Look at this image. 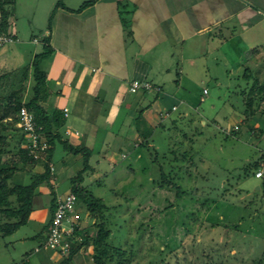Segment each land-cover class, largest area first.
Listing matches in <instances>:
<instances>
[{
    "label": "rangeland",
    "instance_id": "374dc122",
    "mask_svg": "<svg viewBox=\"0 0 264 264\" xmlns=\"http://www.w3.org/2000/svg\"><path fill=\"white\" fill-rule=\"evenodd\" d=\"M43 5L45 9L35 11L32 0H16L8 31L17 29L22 41L15 45L25 42L29 46L15 56L1 57L0 73L26 68L34 59L35 48L43 50L41 41L30 46L34 37L42 35L34 24H46L49 5ZM9 46H2L1 51ZM235 58L222 63L210 59L209 80L215 74L219 83L206 81L187 91L195 102L188 118L179 119L176 127L159 130L155 147L141 148V158L136 159V152H132L113 166L104 157L107 147L98 145L94 150L91 163L102 176L94 182L88 171L86 183L108 206V243L123 248L124 257H130L125 264H264V178H257L254 169V162L264 154V100L253 118L245 122L241 94L251 83L244 77L247 67L264 80V61ZM27 85L26 100L32 95L33 81ZM203 87L210 92L201 101ZM177 98L179 104L181 97ZM185 109L180 104L176 114ZM68 152L56 141L52 162L60 185L70 182L68 173L64 175L59 169V160ZM42 170L28 164L19 172L22 179L14 181L30 183V177ZM76 170L73 167L72 174ZM165 176L179 189L158 186L167 182ZM51 180L48 183L55 184ZM51 198L52 194L46 193L43 205ZM40 199L36 197V209ZM78 210L81 220L94 222L85 206L79 205ZM37 234L30 225L10 236L0 234V264H47L40 262L41 257L54 251H36L45 241ZM82 253L94 264L88 251Z\"/></svg>",
    "mask_w": 264,
    "mask_h": 264
},
{
    "label": "crops",
    "instance_id": "0c3cea01",
    "mask_svg": "<svg viewBox=\"0 0 264 264\" xmlns=\"http://www.w3.org/2000/svg\"><path fill=\"white\" fill-rule=\"evenodd\" d=\"M60 1L66 7L57 8L48 30L52 10ZM84 1L32 0L35 11L45 9L43 4L49 8L45 26L34 24L42 35L34 37L30 46L50 36L53 52L41 62L50 91L43 105L49 115L55 111L63 114L61 124L53 130L92 153L98 145L107 147L104 157L110 165L120 164L132 152L136 159L141 158V148L155 147L159 130L176 127L179 119L188 118L195 102L186 92L206 81L219 83L215 74L209 80L210 59L216 63L235 57L264 61V0H99L80 12L67 9H77ZM120 1L129 6L126 16L131 36L122 23ZM8 32L16 40L3 51L6 45L0 48V58L15 56L29 46L25 42L15 45L22 41L17 29ZM42 51L35 48L34 57ZM135 79L150 81L160 90L131 93L129 83ZM207 88H202L201 101L210 92ZM180 104L186 109L177 115ZM55 149L56 144L51 163ZM68 153L59 160V169L68 173L70 180L72 168L80 167L82 157ZM37 166L42 167L38 171L42 173L44 167ZM56 172L50 177L55 184L50 185L48 179L39 185L42 203L27 223L37 231V237L46 236L51 217L50 202L43 205V196L51 193L58 199L70 191V182L58 184ZM101 176L94 172L90 179ZM80 224L86 227L89 221ZM82 252L75 255V263L93 264ZM60 259L58 253L51 252L40 262L57 264Z\"/></svg>",
    "mask_w": 264,
    "mask_h": 264
},
{
    "label": "trees",
    "instance_id": "16d2710c",
    "mask_svg": "<svg viewBox=\"0 0 264 264\" xmlns=\"http://www.w3.org/2000/svg\"><path fill=\"white\" fill-rule=\"evenodd\" d=\"M98 1L86 0L77 9H67L71 12H80ZM15 3L16 0H0V34H12L8 32L10 27L9 18L14 10ZM119 4L124 29L127 31L128 36H131L130 19L126 16V13L129 12V6L124 1H120ZM58 7L66 6L62 1L56 4L48 21V30H51L52 18ZM42 42L43 51L36 54L32 63L26 68L0 73V234L3 237L10 236L29 222L31 214L35 210V200L39 195V185L50 179L55 173V165L52 163L54 165V171H52L50 163L56 141H59L65 149L75 155L80 154L82 157L80 167L70 178L69 192L74 193L77 197L79 222L81 223L82 221L78 210L79 205L86 207L88 216L92 217L94 222L89 223L86 227L81 226L79 223L75 230V236L71 240L69 253L66 256H62L57 264H76L75 255L80 251H88L94 264H125V262L130 260V257H124L126 252L123 248L115 247L108 243L111 235V229L108 226L105 214L108 206L101 197L94 194L89 184L86 183L88 171H91V175L95 172V167L91 163L92 150L87 147L74 146L67 140L62 139L59 131H54L53 128L61 124L63 114L60 111H55L52 115H49L43 105L49 98L50 91L47 83V72L41 67V62L50 56L53 48L50 45V36L43 37ZM252 73L250 68L247 67L244 77L247 82L251 81V83L249 82L241 90L246 108L245 113L247 114V118L244 119L245 122H249L250 118H253L257 107L264 100V80L257 76L255 77ZM30 79L34 82L31 88L32 95L26 100L25 94L29 90L27 84ZM23 107H26L34 114L38 127L37 132L40 138L45 139L48 143L46 150L47 159L34 158L25 146V133L18 125V113ZM250 128L254 130L253 127ZM261 162H264V154L258 161L254 162L255 172ZM28 164L32 165V167L42 165L44 171L31 176L30 183L26 184L21 180H18V182L14 181L16 177L22 179L19 172L24 170ZM96 181L99 182L100 179L94 182ZM158 186H169L179 189L173 180L159 183ZM57 200L56 194H52L50 200L51 217L48 226L52 222L58 204ZM133 255L131 253L130 256Z\"/></svg>",
    "mask_w": 264,
    "mask_h": 264
},
{
    "label": "built area",
    "instance_id": "2783aa9c",
    "mask_svg": "<svg viewBox=\"0 0 264 264\" xmlns=\"http://www.w3.org/2000/svg\"><path fill=\"white\" fill-rule=\"evenodd\" d=\"M16 39L12 34H0V47L14 42ZM129 91L137 93L139 91L160 90V87L154 85L147 80L135 79L129 83ZM208 90L204 89V94ZM175 109V107H174ZM18 125L25 133V146L29 149L30 154L36 159H47L48 143L45 139H41L37 132V124L34 114L26 107L21 108L18 113ZM239 126H235L238 129ZM51 170L54 171V165L50 163ZM257 178L264 177V162H261L259 168L255 172ZM58 204L54 212L52 222L47 230L45 241L41 247L46 250H52L58 253L61 257L66 256L71 249V240L75 236V230L79 226L77 212V197L74 193L68 192L65 196L58 197Z\"/></svg>",
    "mask_w": 264,
    "mask_h": 264
}]
</instances>
